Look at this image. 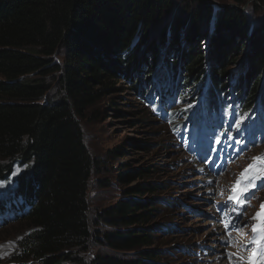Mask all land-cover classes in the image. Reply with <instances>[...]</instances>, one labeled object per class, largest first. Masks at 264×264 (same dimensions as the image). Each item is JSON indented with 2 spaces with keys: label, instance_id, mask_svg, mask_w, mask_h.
I'll return each mask as SVG.
<instances>
[{
  "label": "trees",
  "instance_id": "16d2710c",
  "mask_svg": "<svg viewBox=\"0 0 264 264\" xmlns=\"http://www.w3.org/2000/svg\"><path fill=\"white\" fill-rule=\"evenodd\" d=\"M212 1L0 0V180L25 167L0 210L34 230L20 242L17 263L166 264L155 245L177 202L161 197L162 183H137L158 174L152 167L122 166L124 196L96 220L109 230L92 231L89 184L100 161L82 121L98 118L93 110L122 80L141 101L152 104L157 94L164 118L171 90L194 93L198 85L208 108L232 90L244 111L264 109V17L250 28L244 10H260L264 0H230L222 9ZM239 60L232 84L229 68ZM108 157L123 158V149ZM92 240L108 252L86 263Z\"/></svg>",
  "mask_w": 264,
  "mask_h": 264
},
{
  "label": "rangeland",
  "instance_id": "374dc122",
  "mask_svg": "<svg viewBox=\"0 0 264 264\" xmlns=\"http://www.w3.org/2000/svg\"><path fill=\"white\" fill-rule=\"evenodd\" d=\"M211 5L221 9L233 6L230 0H213ZM256 9L252 4L244 8L250 28L252 25L254 28L259 26L264 17V8ZM213 34L210 32V37ZM206 37L201 40L204 55L207 52L205 46L210 44V39ZM165 57L166 53L162 51L161 60L164 61ZM62 60L63 56L56 57L57 62ZM240 71L241 60L229 68L228 79L232 84L237 81ZM115 88L118 90L103 98L93 110H98V118L88 115L82 121L86 146L93 158L100 161L89 184L92 231L109 230L102 224L97 227L96 220L100 212L115 205L124 196V186L118 181L122 166L152 167L151 170L158 174L138 180L137 183H162L166 191L161 197L177 202L174 204L176 209H168L164 214H168L170 228L165 227L158 234L155 245L156 249L166 253V264H230L227 256L229 252L234 254L231 264H241L242 259L247 261L251 252L240 249L245 246L251 248L248 242L252 239V225L256 223L252 217L264 203V188L255 195L254 201L249 198V193L257 188L259 182H264V178L257 179L255 186L245 193L249 199L243 206L242 217H235L234 206H229L228 197L231 187L253 162V157L264 156V129L259 128L264 122V110L258 106L254 112L243 111L235 91L230 92L227 95L230 101L222 102L219 112L223 125L221 131L210 128L203 135L199 134L190 161L173 135L174 125L161 122L154 114L153 104L134 97L126 81L118 82ZM54 90L56 92H52L51 97L57 95L58 88ZM196 94H200L199 90H196ZM170 97L174 100L170 113H181L184 119L201 112L197 96L183 93L181 87L174 88ZM215 118L218 117L215 115ZM238 119L239 128L236 126ZM246 134H250V140ZM120 148L123 149V158L115 160L108 157L109 151ZM24 170L25 167L16 165L10 180H0V199L16 188L14 181ZM7 214L4 212L0 216V264H19L16 256L21 248L20 242L34 230L22 221H12L11 216L7 218ZM226 219L230 229H239L231 232L230 247L224 246L229 240L224 226ZM201 247L205 251H200ZM102 251L108 252L92 240L89 251L83 254L85 262L88 263ZM237 256L242 259H237Z\"/></svg>",
  "mask_w": 264,
  "mask_h": 264
},
{
  "label": "snow or ice",
  "instance_id": "6c2138e0",
  "mask_svg": "<svg viewBox=\"0 0 264 264\" xmlns=\"http://www.w3.org/2000/svg\"><path fill=\"white\" fill-rule=\"evenodd\" d=\"M242 119V118H241ZM236 126L239 128L240 119L237 120ZM217 143H220L217 140ZM239 143V141H237ZM264 178V156L253 157V162L244 169L240 174V177L236 180L235 184L231 187V194L228 197L230 202V207H233V211L237 216L243 215V206L247 199L245 193L248 192L252 187L255 186L256 180ZM2 187V185H0ZM223 193H221L222 195ZM256 223L252 225V239L248 242L251 246L249 249L248 246L241 248L240 251L249 250L251 255L248 257L246 264H253V258L258 257L255 260V264H264V203L261 204L260 210L252 217ZM225 229L227 230L226 234L229 237V240L225 242V247H230L232 245L231 241V232L233 230L239 231V229H230L229 222L225 220ZM233 253H227L229 262L231 264ZM237 259H242L237 256Z\"/></svg>",
  "mask_w": 264,
  "mask_h": 264
},
{
  "label": "bare ground",
  "instance_id": "6f19581e",
  "mask_svg": "<svg viewBox=\"0 0 264 264\" xmlns=\"http://www.w3.org/2000/svg\"><path fill=\"white\" fill-rule=\"evenodd\" d=\"M205 83H207V81L205 82ZM196 90H199V92L202 90V86L201 85H198L197 87H196ZM148 95H150L149 94V92H148ZM147 95V93H146V96L149 98V96ZM143 101H146L147 99H142ZM206 199V198H205ZM219 231H217V233H218Z\"/></svg>",
  "mask_w": 264,
  "mask_h": 264
},
{
  "label": "water",
  "instance_id": "95a60500",
  "mask_svg": "<svg viewBox=\"0 0 264 264\" xmlns=\"http://www.w3.org/2000/svg\"><path fill=\"white\" fill-rule=\"evenodd\" d=\"M211 4V3H210ZM216 6V5H215Z\"/></svg>",
  "mask_w": 264,
  "mask_h": 264
}]
</instances>
